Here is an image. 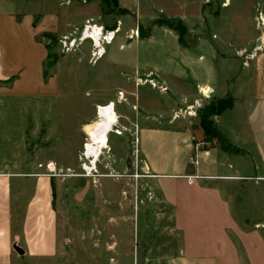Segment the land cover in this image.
Masks as SVG:
<instances>
[{
  "label": "rangeland",
  "instance_id": "obj_1",
  "mask_svg": "<svg viewBox=\"0 0 264 264\" xmlns=\"http://www.w3.org/2000/svg\"><path fill=\"white\" fill-rule=\"evenodd\" d=\"M23 1L29 8L25 9V19L34 15L35 26L43 22L46 29L55 26V32L40 36L48 56L42 73L38 74L43 49L27 34L26 21L21 38L10 27L4 30L7 38L4 48L18 58L23 71L22 75L0 81V101L8 106L0 109L6 112L0 121L7 132L0 133V169L50 175L46 166L55 164L54 207L60 222L61 243L54 264H144V217L151 233L152 218H158L161 212L170 218L169 211L153 204L154 193L147 184L150 175L139 156L143 155L146 141L139 134H132L136 133L135 125L129 124L126 131L119 119L117 128L124 136L118 137L116 133L112 134L117 136H109L108 149L95 165L96 173L90 175V171L86 173L83 169L84 164H90L83 157V146L90 143L84 127L97 121L96 103L109 104L117 100L116 96L126 111L132 112L138 108L137 104L143 107L146 103L151 106L160 103L167 111L171 91L165 92L169 96L159 95L161 84L154 80L160 79L157 68L163 67L164 77L173 76L169 64L174 62L169 59L182 53L189 56L200 38L209 37L216 49L233 43L225 36L231 33V28L222 25V8L228 0ZM234 3L235 8L252 7V0ZM194 6L196 13L190 9ZM187 16H194V21L191 23ZM257 17L260 27L261 11ZM87 20L105 29L120 27L108 47L109 55L97 63H93L91 42L70 54H64L59 43L62 36L81 31ZM203 24L208 28H202ZM258 29L261 35L262 28ZM172 81L179 88L177 80ZM186 108L178 110L184 111L185 126L199 127L195 123L200 114L199 118L188 117ZM116 112L119 117L122 115L118 108ZM91 115V120L79 128ZM205 140L210 142L208 148L229 150L224 139L205 135ZM166 241L167 254L172 253L171 248L180 246L179 238ZM154 242L157 245L155 237L150 243Z\"/></svg>",
  "mask_w": 264,
  "mask_h": 264
},
{
  "label": "crops",
  "instance_id": "obj_2",
  "mask_svg": "<svg viewBox=\"0 0 264 264\" xmlns=\"http://www.w3.org/2000/svg\"><path fill=\"white\" fill-rule=\"evenodd\" d=\"M263 3L264 0H252V7L245 9L235 8L234 0H228L222 8V25L231 28L225 36L233 43L216 49L209 37L200 38L189 56L182 53L169 59L174 62L169 64L173 76L164 77L163 67L157 68L160 79L154 80L161 84L159 95L169 96L165 92L171 91L167 111L160 103L152 105L156 109L146 103L143 107L137 104L138 108L131 112L120 107L118 96L109 101L120 110L122 127L129 131L128 125H135L136 133L132 134L146 141L143 155L139 156L150 175L147 184L154 193L153 204L170 212V218L164 212L152 218L154 234L144 217V264H264V50L248 66L238 57L239 51L252 50L260 37L257 14L261 11L264 19ZM25 9L23 0H0V81L22 75L18 58L4 48V30L10 27L21 38L25 21L27 34L43 49L38 74L43 71L48 51L39 41L40 36L54 33L55 26L46 29L43 22L35 26L34 15L24 18L29 8ZM190 9L196 13L197 7ZM193 17H188L191 23ZM200 89L212 92L206 106L221 101L232 104L211 117L229 150L207 146L196 168L190 164L189 156L197 141H206L201 117L195 123L199 127L191 128L185 126V116H176L179 109L201 98ZM2 108L8 106L0 101ZM5 113L0 112V120ZM1 132L7 133L2 125ZM188 176L196 178L190 183ZM52 178L35 171L19 174L0 169V264H54L61 242ZM153 237L157 245L150 243ZM174 238H179L180 246L167 254L166 240Z\"/></svg>",
  "mask_w": 264,
  "mask_h": 264
},
{
  "label": "built area",
  "instance_id": "obj_3",
  "mask_svg": "<svg viewBox=\"0 0 264 264\" xmlns=\"http://www.w3.org/2000/svg\"><path fill=\"white\" fill-rule=\"evenodd\" d=\"M262 34L258 38L253 50L248 53L247 50L239 51L238 57L243 61L244 66H248L251 60L256 58L258 52L264 50V20L261 21ZM79 31V30H77ZM77 31L75 34H68L62 36L59 39L60 46L64 54H70L77 51L81 46H83L87 42H91L93 46L92 51V59L93 63H97L101 59H103L107 55L108 47L113 44L116 39L117 34L120 32V27H114L112 29H105L104 26L95 23L93 20H87L82 28L79 35H77ZM136 36H139V32H136ZM133 37V36H132ZM162 91H166L165 87H161ZM201 94V98L195 100L193 104L187 106L185 113L188 117L196 118L199 115L200 110L204 109L206 105V100H210L212 97V92L207 90L205 92L203 89L199 90ZM111 105H114V102H110L109 104L103 106H97V112L100 113L101 110L109 109ZM184 111L181 110L177 114L176 117H179L180 114H183ZM113 133H123L118 130L117 126H113ZM137 142V139L135 140ZM135 142V143H136ZM209 146V143L202 140L197 141L194 144L193 151L189 156L190 164L194 165L196 168L200 166L201 156L204 153H207L206 147ZM84 150H87V142L84 144ZM85 154V151L83 152ZM54 163L47 164V169L50 173V176H56L57 168L54 164V169H52ZM196 176H188L187 180L192 183Z\"/></svg>",
  "mask_w": 264,
  "mask_h": 264
},
{
  "label": "bare ground",
  "instance_id": "obj_4",
  "mask_svg": "<svg viewBox=\"0 0 264 264\" xmlns=\"http://www.w3.org/2000/svg\"><path fill=\"white\" fill-rule=\"evenodd\" d=\"M204 91L207 92L206 89ZM122 96L123 94H121V97ZM97 117V121L84 127V131L88 135L90 143L87 142V150H84L85 154H83V157L88 160L90 164H84L83 169L86 173L90 171V175L96 173L95 165L100 159L103 151L108 149L109 136L112 134V128L113 126H118V121L120 119L116 112L115 103L111 105L109 109L101 110L100 113L97 112ZM116 134L118 136L123 135L121 132ZM54 167L53 164L52 169H54ZM85 167H87L88 170Z\"/></svg>",
  "mask_w": 264,
  "mask_h": 264
},
{
  "label": "trees",
  "instance_id": "obj_5",
  "mask_svg": "<svg viewBox=\"0 0 264 264\" xmlns=\"http://www.w3.org/2000/svg\"><path fill=\"white\" fill-rule=\"evenodd\" d=\"M231 104V101H221L218 103L211 102L209 105L205 106L204 109H202L200 113L201 126L208 138H217L223 140V138L215 129V125L211 120V117L220 114L222 111L230 107Z\"/></svg>",
  "mask_w": 264,
  "mask_h": 264
},
{
  "label": "water",
  "instance_id": "obj_6",
  "mask_svg": "<svg viewBox=\"0 0 264 264\" xmlns=\"http://www.w3.org/2000/svg\"><path fill=\"white\" fill-rule=\"evenodd\" d=\"M17 251L20 253V254H23V251L21 249H17Z\"/></svg>",
  "mask_w": 264,
  "mask_h": 264
}]
</instances>
